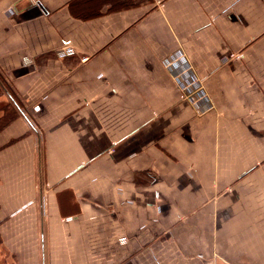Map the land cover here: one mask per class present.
Listing matches in <instances>:
<instances>
[{
  "label": "crops",
  "instance_id": "obj_1",
  "mask_svg": "<svg viewBox=\"0 0 264 264\" xmlns=\"http://www.w3.org/2000/svg\"><path fill=\"white\" fill-rule=\"evenodd\" d=\"M134 2L0 0V246L264 264V0Z\"/></svg>",
  "mask_w": 264,
  "mask_h": 264
},
{
  "label": "trees",
  "instance_id": "obj_2",
  "mask_svg": "<svg viewBox=\"0 0 264 264\" xmlns=\"http://www.w3.org/2000/svg\"><path fill=\"white\" fill-rule=\"evenodd\" d=\"M88 2L89 0H85ZM146 1V0H143ZM113 8L120 7H132L135 2L134 0H112ZM96 10L95 12H97ZM0 79L5 83L7 89L15 95L11 89V87L6 83L5 78L0 73ZM4 94L3 89L0 87V96ZM20 111L18 107L11 101H0V131L3 130L6 126H8L13 120H15L18 116H20Z\"/></svg>",
  "mask_w": 264,
  "mask_h": 264
},
{
  "label": "rangeland",
  "instance_id": "obj_3",
  "mask_svg": "<svg viewBox=\"0 0 264 264\" xmlns=\"http://www.w3.org/2000/svg\"><path fill=\"white\" fill-rule=\"evenodd\" d=\"M0 264H13L12 258L0 246Z\"/></svg>",
  "mask_w": 264,
  "mask_h": 264
},
{
  "label": "built area",
  "instance_id": "obj_4",
  "mask_svg": "<svg viewBox=\"0 0 264 264\" xmlns=\"http://www.w3.org/2000/svg\"><path fill=\"white\" fill-rule=\"evenodd\" d=\"M88 59H89L88 56H87V57H84V58L81 59V62H82V63H85V62L88 61ZM184 97H185V96H183L182 98H184Z\"/></svg>",
  "mask_w": 264,
  "mask_h": 264
}]
</instances>
